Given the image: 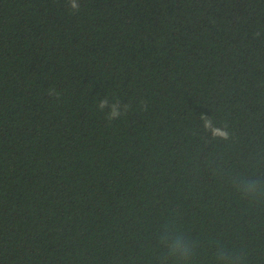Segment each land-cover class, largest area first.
I'll use <instances>...</instances> for the list:
<instances>
[{
  "label": "trees",
  "instance_id": "16d2710c",
  "mask_svg": "<svg viewBox=\"0 0 264 264\" xmlns=\"http://www.w3.org/2000/svg\"><path fill=\"white\" fill-rule=\"evenodd\" d=\"M79 3L0 0V264H264V0Z\"/></svg>",
  "mask_w": 264,
  "mask_h": 264
},
{
  "label": "clouds",
  "instance_id": "9594fccd",
  "mask_svg": "<svg viewBox=\"0 0 264 264\" xmlns=\"http://www.w3.org/2000/svg\"><path fill=\"white\" fill-rule=\"evenodd\" d=\"M69 11L71 14H76L80 11L81 5L79 0H68ZM49 96H58L59 93L55 89L50 88L48 90ZM129 105H121L119 100L115 102L109 101L107 96L100 99L97 103V110L103 112L108 109L106 118L111 121L119 119L120 116L127 111ZM205 129H210L213 138L219 137L223 140L230 138V133L225 128L214 126L212 120L209 117L203 116ZM231 183L240 192L241 196L247 197L250 200H262L264 201V182L259 179H251L244 176H235L231 178ZM165 231L159 237L160 243L167 249L168 257L177 261L178 264H188V261L192 258L195 245L191 244L182 232L178 229L165 225ZM216 259L218 264H240L243 260V256L235 252L228 251L225 247L219 246L216 250Z\"/></svg>",
  "mask_w": 264,
  "mask_h": 264
}]
</instances>
